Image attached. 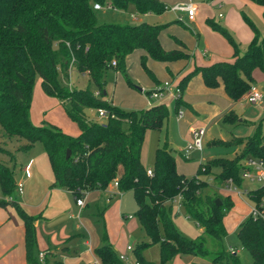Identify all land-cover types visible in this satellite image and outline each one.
Here are the masks:
<instances>
[{"label":"trees","instance_id":"trees-1","mask_svg":"<svg viewBox=\"0 0 264 264\" xmlns=\"http://www.w3.org/2000/svg\"><path fill=\"white\" fill-rule=\"evenodd\" d=\"M247 1L264 4V0ZM106 2L113 9H131L141 15L150 12L163 14L168 8V4L161 0H0L1 136L25 139L26 143L18 148L20 150L41 143L54 175L52 185L70 191L74 198L90 190H104L114 180L118 182V192L132 191L137 205L135 216L148 237L134 249L139 264H154L141 255L145 247L154 243L161 244L162 263L178 253H190L204 257L213 255L217 264H242L238 253L224 248V239L228 236L226 211L234 206V201L231 197L205 194L208 181L199 174L204 172L208 176L206 168L220 167L221 171L216 175L220 187L230 178L241 187L245 157L264 159V135L258 132L243 138L241 142L245 144V150L242 155L214 157L201 165L199 174L193 178L177 170L176 161L180 153L170 146L167 139L164 146L156 148L153 174L147 175L141 161L145 133L148 129L163 126L169 119V106L151 103L143 110H123L105 98L108 94L106 75L112 70L126 76V61L134 50L144 51L141 63H145L147 57L169 62L188 54L163 47L159 33L165 24L99 23L93 5ZM248 20L253 27L254 38L244 53L230 32L209 20L214 28L231 40L234 60L196 66L181 79L178 87L182 93L190 79L198 74L210 88H216L223 81L225 91L233 101L240 100L250 90L256 83L254 71L260 69L264 72V36ZM71 60V68L88 76L95 91L89 87L78 89L63 85L62 80L69 78ZM20 75L26 79L25 83ZM36 75L47 95L57 97L63 104L66 100L70 103V109L66 108V111L78 127L77 136L63 132L54 124L38 125L31 121L29 110ZM150 94L151 91L147 92L148 96ZM184 105L182 97L176 100L178 109ZM86 107L105 109L108 113L106 121L99 123L87 119L83 113ZM229 120L238 121L233 110L224 115V121ZM68 149L70 156L66 158ZM0 153L14 157L1 144ZM16 188L13 167L0 161V207L11 205L16 208L24 223L28 264H42L34 256L37 216L29 215L19 206L13 198ZM247 194L258 207L264 186L249 189ZM217 199L222 200L221 205ZM178 200L186 214L203 228V233L219 243L222 253H211L203 236L190 239L178 231L173 215V205ZM161 227L163 235L159 231ZM237 236L243 248L252 255L250 264H264V213L258 217L250 214L241 223ZM102 237L104 244L94 249L100 263L124 264L108 242L105 230Z\"/></svg>","mask_w":264,"mask_h":264},{"label":"rangeland","instance_id":"rangeland-1","mask_svg":"<svg viewBox=\"0 0 264 264\" xmlns=\"http://www.w3.org/2000/svg\"><path fill=\"white\" fill-rule=\"evenodd\" d=\"M161 1L168 4L167 10L163 14L153 12L144 15L135 14L131 9L126 11L111 9L106 4H103L101 9L95 10L99 23L138 24L146 22L153 25L165 24V28L159 33V41L163 47L168 51L182 50L188 54L187 57L169 62L147 57L145 63H141L140 58L143 52L134 50L126 61V76L119 72L115 74L112 70L108 71L105 78V89H107L108 94L105 98L123 110H143L150 106L151 101L153 104L166 102L169 106V119L164 122L161 128H152L146 131L143 141V153L146 156L144 165L146 169L152 168L156 148L164 146L169 139L178 147L183 148L181 155L177 156V170L186 177L193 178L199 174L201 165L206 164L212 157L234 158L242 155L245 150V144L241 142L243 138L253 136L258 132L264 135V105H262L264 102L252 104L248 100V102L241 100L232 104L225 93L223 81L215 89H209L206 87L202 75L199 74L193 76L184 87L181 97L185 105L178 109L174 96L177 92L175 86L179 85V81L194 70L196 66L203 65L204 60L208 61L211 58L221 57L214 61H231L233 58L234 48L231 40L222 31L214 28L209 20H213L217 25L230 32L239 44L241 53H244L254 38L253 27L248 18L264 36V4L249 6L244 0H192L197 7V14L195 21L190 22L182 12L183 20L179 21L180 12L174 10L176 6L184 5L189 0ZM249 36H252V39L247 42ZM199 37H201L200 41ZM204 48H208L210 52L208 59L203 55ZM225 57H230V59ZM59 76L62 78L63 74L60 73ZM256 78L259 88L264 92V72L259 70ZM62 83L67 88L89 87L95 91V86L89 81L88 76L80 75L74 68L70 69L69 78L62 80ZM159 88L167 89L168 93H164L161 97L149 98L147 92H154ZM228 106L230 111L233 110L237 114L238 121L245 120L246 122L239 123L237 121L234 123L232 120L224 121V116L222 118L217 117L222 111L228 110ZM66 108L70 109V103L66 100L63 104L57 97L47 95L41 87L39 76L36 75L33 80V93L29 110L32 122L38 125L54 124L60 127L63 132L77 136L79 134L78 127L68 115ZM179 110L183 115L181 120L178 119ZM195 112L199 115H196ZM83 113L87 119L94 122L104 123L107 118V116H99L95 108H83ZM201 127L208 128L204 150L194 149L187 152L190 142L193 141V134L190 135V130L194 131ZM213 139H215L213 144L206 143ZM25 143L26 140L23 138H6L0 133V144L14 155L11 157L0 153V161L10 167L17 165V155L23 153L18 148ZM36 145L42 147L39 142ZM247 157L243 160V164ZM220 171V167L206 168L208 176L204 172H201L199 176L208 181L205 194L233 199L234 206L226 211L225 216L228 236L224 239V248L230 250V247L234 246V248L239 249L238 256L241 263L250 264L253 259L252 255L243 248L237 231L243 220L257 206V203L244 190L255 189L263 184L244 180L240 187L242 194L228 193L224 190L225 183L221 187L217 183L216 175ZM111 185H113V181L108 187L112 188ZM109 197L110 199H108ZM82 198L85 207L81 218L76 219L75 223H79L84 231L85 227L88 228L92 237H102L103 230L109 236L107 229L109 227L112 237L110 243L116 250L118 257L128 254L129 260L124 264H131V261H135L134 249L138 244L147 241L148 237L135 216L137 205L132 191L128 190L110 196L107 190H90L88 193L85 192ZM77 210L75 211L76 214ZM260 211L264 213L262 208ZM121 213L129 216L127 220L123 221V224L119 223L122 220ZM107 215L109 216L108 221L105 220ZM173 215L179 232L190 239L203 236L211 253L218 255L222 253L219 243L213 237L204 234L196 221L186 214L185 209L180 205V200L173 205ZM159 231H161V235L164 234L163 227ZM85 234L90 239L87 231ZM127 245H130L133 250L125 253ZM141 255L145 260L154 264H217L213 261V255L204 257L190 253H178L168 262L162 263L161 244L159 243L145 247L141 251Z\"/></svg>","mask_w":264,"mask_h":264},{"label":"crops","instance_id":"crops-1","mask_svg":"<svg viewBox=\"0 0 264 264\" xmlns=\"http://www.w3.org/2000/svg\"><path fill=\"white\" fill-rule=\"evenodd\" d=\"M189 1L193 2L192 0ZM244 2L246 3V5L249 6H254V5L258 6L247 0H244ZM178 12H180V14L178 15L179 20L180 17H182V20L184 16L187 17V14L185 12L183 11H178ZM181 12L184 14V16L182 15ZM189 21L194 22L195 20L193 21L189 20ZM253 37H254V31H253ZM250 39H252V36L251 37L249 36L247 38V42H249ZM200 40L201 37H199V41ZM182 49L184 48L182 47ZM142 52H143L142 55H144V51ZM203 55L206 57V59L209 58L210 52L208 48L203 49ZM219 58L221 57H218L216 59ZM225 58L230 59V57H225ZM211 59H209L208 61L204 60L202 62L203 65H199V66H207L212 63L218 62V61H214L216 60L215 58L212 60ZM233 60H234V54L231 61ZM219 61H223V60H219ZM259 70L260 69H256L254 71V76L256 80L255 84H257L256 76L257 74H259ZM177 86H175V88ZM206 87L209 89H215V88H210L207 85ZM227 97L229 98L228 95ZM229 100L232 102V104H236V102L238 101L241 100L245 101L246 98L244 95L238 101H233L230 98ZM151 103L153 102L151 101ZM157 103L167 104L166 102H157ZM232 104L230 105V107L232 106ZM262 105H264V103ZM228 107H227L228 110L224 112L222 111L217 117L222 118L225 114H227L230 111V107L229 108ZM195 114L199 115L197 112H195ZM205 128L207 130L206 132V136H207L208 128L207 127ZM192 131L190 130V135L193 134ZM205 139H204V143H205ZM214 140L215 139L208 140L206 143L209 145L213 144ZM192 142L193 141H191L190 144ZM169 144L181 155V150L183 148L178 147L172 141H169ZM20 152L23 153L22 155L21 154L17 155L18 162L17 165L13 166V169L15 172V180L17 186L22 185V192L19 193L16 188L13 194V198L17 201L19 206L26 213H28L29 215L37 216L35 220L36 244L34 247V256L38 257V254L40 252H43L45 254L43 264H101L99 259L94 253V249L104 244L103 237H92L89 229L85 227V231H87V233L90 236V239H88L85 236L86 235L85 231L82 230L79 223H75L76 219L78 220L81 218L83 209L85 207V202H84V206L80 208L76 204L75 198L70 191L52 185L54 182V175L49 163V159L47 157V154L43 146L37 147L36 143H34L31 147L24 149L23 151L21 150ZM145 160H146V156L143 153V145H142L141 161L143 164H145ZM121 172L122 169L120 168L119 173ZM111 187L112 188L107 187L106 189H104L109 191L110 196H112L115 193H121L118 192L117 188L114 187L113 185H111ZM96 191H101V190L97 189ZM1 197L2 194L0 190V198ZM108 199H110V197ZM76 210L78 211L77 214L75 212ZM125 215L126 214L121 213L122 220H120L119 223L123 224V221L129 218V216H125ZM108 218L109 216L107 215L105 220L108 221ZM107 229L109 231V236L108 233L106 231L105 232L107 233L108 242L110 243L112 240V237L110 236L111 231L109 227ZM128 251L130 250L126 249L125 253H128ZM0 264H28L27 253L24 242V223L19 213L17 212L16 208L11 205H8L6 207H0Z\"/></svg>","mask_w":264,"mask_h":264},{"label":"built area","instance_id":"built-area-1","mask_svg":"<svg viewBox=\"0 0 264 264\" xmlns=\"http://www.w3.org/2000/svg\"><path fill=\"white\" fill-rule=\"evenodd\" d=\"M106 6L108 8L113 9L112 5L107 2L105 3ZM103 5L99 4V3H95L93 5V8L95 10H99L102 8ZM175 11H183L187 14V17L189 20L193 21L196 18V14H197V7L196 5L189 1L184 5H178L174 8ZM180 20H182V17H180ZM72 60L70 61L69 64V71L72 66ZM114 64V63H113ZM177 92L174 94V96L176 97V100L179 99L182 96V91L181 89L177 86ZM164 93H168V90L165 88H159L157 91L151 92L149 98H157V97H161L163 96ZM245 98L246 100H248L250 103L252 104H259L264 102V92L259 88V86L257 84H253L252 87L250 88V90L245 94ZM98 115L105 117L108 115L107 111L105 109H97ZM183 117L182 112L179 110L178 113V119H181ZM206 128L205 127H201V128H196L193 131V142L189 145L187 152H190V150H194V149H198L200 151H202L204 149V139L206 136ZM146 173L147 175L151 176L153 174V169L149 168L146 169ZM241 177L244 180H249L250 182L253 183H261L263 184L262 186H264V159L259 158V157H255V156H249L247 157L243 168H242V172H241ZM113 186L114 187H118V182L116 180L113 181ZM224 190L228 193H233L236 192L238 194H242V191H240V186L237 185V183L233 180V178L228 179L225 184H224ZM17 191L19 193L22 192V185H18L17 186ZM246 193L248 192V189L244 190ZM76 204L82 208L84 206V199L82 198V195L79 197L75 198ZM264 206V195L261 199L260 205L253 210V212L251 213L252 215H254L255 217H258L259 215H262L263 213H261L260 209ZM127 250L132 251L133 248L131 246H127L126 248ZM239 249H236L234 247L230 248V251L233 253H238ZM45 258V254L43 252H40L38 254V260L39 262H43ZM119 259L122 262H126L129 260L128 255H120ZM131 264H139L136 260L133 261Z\"/></svg>","mask_w":264,"mask_h":264},{"label":"water","instance_id":"water-1","mask_svg":"<svg viewBox=\"0 0 264 264\" xmlns=\"http://www.w3.org/2000/svg\"><path fill=\"white\" fill-rule=\"evenodd\" d=\"M19 77L24 83L26 82V79H24L21 75ZM69 156H70V150L68 149L66 151V158H68ZM217 203H218V205H221L222 204V200L221 199H217Z\"/></svg>","mask_w":264,"mask_h":264}]
</instances>
